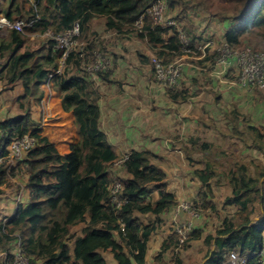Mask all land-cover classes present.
I'll list each match as a JSON object with an SVG mask.
<instances>
[{
    "label": "trees",
    "instance_id": "16d2710c",
    "mask_svg": "<svg viewBox=\"0 0 264 264\" xmlns=\"http://www.w3.org/2000/svg\"><path fill=\"white\" fill-rule=\"evenodd\" d=\"M3 1L0 0V4ZM153 1L6 0L0 9V14L10 20L33 21L32 27L24 32L0 33L3 58L0 82L4 84L2 95L6 103H11L16 86L23 89L22 95L6 107L0 119V131L4 133L0 151V193L4 191L1 186L14 184L11 178L23 177V186L29 194L27 203L19 202L11 215L0 219V252H9L10 247L19 242L21 250L29 257V264H108L102 254L104 251L110 252L117 264H148V241L161 221L160 214L177 204L175 193L167 187L164 169L153 162L159 155L149 149L132 150L128 154L125 166L120 167L128 177H119L123 183L120 197L126 202L115 207L109 196L112 182L109 169L119 156L100 126L94 82L79 74V61L74 56H70L64 74L54 76L51 81L52 88L59 94L61 108L74 116L78 135L69 150L61 154L32 115V104L41 103L44 95L41 87L47 83L48 73L57 68L61 51L50 38L43 37L33 46L30 37L48 28L62 32L78 22L80 37L89 40V49L99 47L107 53V46L100 39H94L98 36L95 32H90L92 19L104 17L107 30L136 32L148 40L155 56L165 62L173 61L183 54L176 27L162 28L147 14L142 29L135 27V21L146 13ZM166 1L168 10L174 11L170 18L178 20L187 12L190 16L197 4L219 10L224 19L223 39L231 47L251 45L264 52V0ZM225 22L229 26L226 27ZM169 30L172 34L165 37ZM187 35L192 47L200 44L196 34L187 32ZM205 60L212 62L213 55ZM110 73L111 70L101 73L99 78L107 79ZM165 90L172 100L184 101L191 95L184 84ZM230 112L231 136L237 137L242 146L238 151H227L199 133L182 141V150L190 161L205 163L202 169L194 170L200 182L194 206L202 216L218 212L212 185L218 177L216 184L225 183L231 189L222 203L225 216L213 232L202 238L204 230L195 228L182 244L173 229L161 243L152 264H184L181 251L191 241L201 238L207 246L202 264H221L232 250L251 254L264 247V163L253 157H242L246 150H255L264 156L263 128L241 116L235 106ZM28 132L37 138L36 146L11 164L7 160L10 143ZM153 190L157 192L154 201ZM151 203L156 205L155 218L144 221L137 214L148 212ZM226 206H232L233 210L227 211ZM259 208L262 209L261 220L251 223ZM76 226L81 227L80 234L73 231ZM167 252H171L170 257ZM0 264L4 263L0 260ZM247 264L257 263L250 258Z\"/></svg>",
    "mask_w": 264,
    "mask_h": 264
},
{
    "label": "crops",
    "instance_id": "0c3cea01",
    "mask_svg": "<svg viewBox=\"0 0 264 264\" xmlns=\"http://www.w3.org/2000/svg\"><path fill=\"white\" fill-rule=\"evenodd\" d=\"M5 3L6 0L0 4V9ZM167 18L174 19L170 18L168 15ZM174 20L179 27H183L180 20ZM207 30L208 29L205 31ZM90 32H95L97 35L101 36V38H104L101 39V41L107 46V55L111 60L110 75L107 79L98 78V85L95 87L100 109V126L106 133L108 142L119 158L129 154L132 150L149 149L157 153L159 157L153 160V162L159 164L164 169L167 176V187L170 191L174 192L176 196L177 204L160 214L161 221L157 224L155 231L151 234L148 241L146 262L152 264L154 255L160 248L163 240L173 230L175 221H186L191 218L189 213L177 211V205L183 201L193 203L197 198L200 182L195 176L194 170L202 169L205 163L203 160L190 161L182 150V141L185 142L190 136L200 131L208 132L210 131L209 128H213V126H209V122L204 123L205 126L202 123L196 125L194 119L200 117L198 116L200 111L197 108L195 110V116H192L194 115L193 111L195 107L199 104L202 107H208L205 112H209L210 105H212V102H207V94L211 95V92L206 91V93H204L203 88L209 87L215 89L216 87L222 86V88H224L223 91L231 89L244 92L246 90L235 85L232 87V84L229 83L232 80L231 76H235L236 74V68L234 67H231L224 75L226 82H221L212 74L210 68L211 62L205 60L206 57L211 54V50H213L212 48H208L210 54L206 57L200 59L190 58L184 65L183 84L188 87L191 95L184 101L172 100L167 91L159 87L155 81L154 71L151 65V57L154 53L146 38L139 37L136 32L124 33L116 30H107L105 28L104 17H95L92 19L90 23ZM188 32L192 35L196 34L200 38L198 40L199 43H203L207 38L202 31L197 33L196 30L192 29L188 30ZM171 34L172 31L169 30L165 37ZM219 38L220 40H224L223 35ZM201 74L209 79V84L202 86V91L199 92L196 89L198 84L195 78ZM41 88L44 91V95L40 104H32V115L38 121V126L42 130V133L48 135L49 138L57 144L56 147L60 145V143L62 144V151H60L58 147L57 149L60 153L62 152L61 154H64L70 148V146L68 149L66 148L68 140L71 142V145L78 139L76 126L74 124V116L72 113L65 112L61 108L59 94L51 85H43ZM218 91L223 92L220 88ZM22 93V87L19 85L16 86L11 103H3L4 109L0 119L5 115L6 107L15 103L17 97L22 95ZM232 99H234V97H232ZM233 104L236 106V103ZM54 116L56 119L66 117L67 121L64 122H70V128L73 127L74 129V135H67L65 133L67 123L60 121L62 123H57V126H60L61 132L66 136L60 138V135L57 134L55 137L53 136V138L49 133L51 130V125L49 123L52 119H55ZM45 127H48L46 132H44ZM238 150L239 148L237 147L234 152ZM193 156L200 157V154H194ZM117 169L118 170L115 172L123 174L122 172L124 171L120 167ZM124 177H128V175L124 174ZM22 178H11L14 183L13 185L9 187L1 186V188H4V191L0 193V219L4 216L11 215L19 202L25 204L29 201V194L23 186L24 178ZM216 179H218V177L214 178L212 181L214 196L218 195L216 190L218 186H226V191L223 194H225L224 197L228 196L231 193L230 187L225 183L216 184L214 182ZM151 197L152 201L156 200L157 192L155 190L151 193ZM214 200L218 206L217 213L213 215V213L208 212V217L199 215L192 219L193 229L201 228L204 230L202 238L207 233L212 232L211 229H208L209 227H213L214 231V228L219 225L226 214L222 206L223 201L219 205L217 203V197H214ZM226 209L227 211H232L233 207L226 206ZM258 211L259 216L257 215L258 213H255L251 223H256L261 220L262 209L259 208L257 212ZM137 215L143 219L141 213ZM212 216L219 219L218 224L215 223V221H217L215 220L211 222L212 225H209V218H212ZM154 218L155 215H153V218L143 220L151 221L154 220ZM75 232L80 234L81 229L80 232L79 230ZM202 238L199 240H202ZM9 251L16 252L17 243L13 244ZM183 252L182 250L180 254L184 264H202L206 257L205 254L204 258L199 262L193 261L187 263V260H184L182 256ZM102 254L108 264H117L110 252L104 251ZM166 255L170 257L171 252H167Z\"/></svg>",
    "mask_w": 264,
    "mask_h": 264
},
{
    "label": "built area",
    "instance_id": "2783aa9c",
    "mask_svg": "<svg viewBox=\"0 0 264 264\" xmlns=\"http://www.w3.org/2000/svg\"><path fill=\"white\" fill-rule=\"evenodd\" d=\"M168 4L166 0H154L151 6L146 10V13L141 15L135 21L137 30H141L145 23L146 14L151 17L154 24L165 27H176L179 35L180 42L182 43L181 51L182 57L188 56L193 58H203L210 54L208 48H212L213 41L208 37L203 43L192 47V42L179 27L174 19H169L166 16ZM33 21L25 19L10 20L4 15L0 14V33L6 35L10 30H17L24 32L26 29L31 28ZM36 36L50 38L54 41L55 48L61 51L59 64L56 69L48 73L47 83L44 85H51V81L56 75H63L68 68V60L70 56L78 59V72L85 75L87 78L94 82V88L98 85V78L101 73H105L111 68V60L107 53H104L99 47L89 49V40L81 38L79 23L75 22L73 27L66 29L62 32H54L48 28L41 33H35ZM101 37L94 36V39ZM98 41V40H97ZM213 61L210 68L212 74L217 77L221 82H226L224 75L231 67L237 69L235 78L229 83L239 88L246 90L258 89L264 90V52L254 49L251 45H244L241 47L233 48L225 40H220L219 45L211 50ZM182 57L173 61L165 62L162 58L153 55L151 57V64L154 71L156 83L159 87L165 89L179 88L181 86V77L184 69V62ZM3 58L0 56V65ZM75 69V68H74ZM75 71H77L75 69ZM52 86V85H51ZM3 88L4 84L0 82V116L4 109L3 104ZM4 133L0 131V151L3 149L2 138ZM37 138L28 132L20 137L12 140L8 147L7 160L12 164L17 159H20L24 153L36 146ZM128 154L118 158L112 163V168L117 169L124 167L125 161L128 159ZM112 182L109 187L110 202L115 207H120L126 202V199L120 197L123 183L115 174L110 172ZM177 211H185L189 213L190 219L186 221H175L174 231L178 234L179 243L182 244L193 231V221L200 213L193 203L183 201L177 205ZM123 230L124 224L121 223ZM178 249V248H177ZM176 249V250H177ZM254 258L257 264H264V247L251 254H241L237 250H232L226 254L225 259L221 264H247L248 259ZM0 260L4 264H29V257L21 250L19 242L17 243L16 252H0Z\"/></svg>",
    "mask_w": 264,
    "mask_h": 264
},
{
    "label": "rangeland",
    "instance_id": "374dc122",
    "mask_svg": "<svg viewBox=\"0 0 264 264\" xmlns=\"http://www.w3.org/2000/svg\"><path fill=\"white\" fill-rule=\"evenodd\" d=\"M223 1V0H222ZM213 8V7H212ZM211 8H207L205 9V6H199L198 4L196 5V7L194 9L191 10V15L189 16L188 12L186 13V15H184L180 21L183 25V27H181L185 33L188 32V30H196L197 33H200V31L203 32V34L205 35V37H208L210 40L213 41V46L212 49L216 48L219 45V41L220 38L222 36V33L225 31V27L223 26V17L221 15V12H219V10L211 9ZM178 11V9H177ZM174 13V11H169L167 8L166 11V15H172ZM188 14V15H187ZM226 27L229 26V24H227V22H225ZM98 26V25H96ZM185 28V29H184ZM206 29H208L207 31H205ZM187 31V32H186ZM100 32V31H98ZM189 33V32H188ZM101 37V36H100ZM31 40L33 41V43H31V45L35 46L40 40L41 38H43L41 35L40 36H36V35H31ZM104 39V38H101ZM263 52V51H262ZM190 58L193 57H182V62H184V65L186 63V61H188ZM152 65V64H151ZM153 68V67H152ZM237 72V69H236ZM232 79L235 78V76H231ZM197 91L201 92L202 91V86L209 84V79L205 78V76L198 75L197 78ZM156 81V80H155ZM181 85L183 84V73H182V77H181ZM219 86V85H218ZM232 87H234L232 85ZM231 87V88H232ZM201 88V89H200ZM219 88L221 89V91H223L224 88L221 87H216L215 89H211L209 87H204V93H206V91H210V94H207L208 97V101L212 102V105H210V109L209 112H205L206 109H208V107L206 108V106L202 107L200 104L195 107L193 114V117L195 116V110L196 108L200 111V114L198 116V118L194 119V122L196 123V125L198 123H202L204 126V123H210L209 126H213V128H209L210 131H200L198 132L200 135H202L204 138L209 139L210 141H214L215 144L219 145L221 148L230 151L233 149L236 150L237 147L239 149L242 148L241 146V142L238 140L237 137L231 136L232 133L229 129V117H231V112L230 109L235 106L233 103H236V109L238 110V112L240 113L241 116L246 117L248 119L249 122L253 123L256 126H262L263 128V132H264V90H257V89H251V90H246L244 92H248V93H244L241 91H235V90H231V89H227L224 90L223 92H219ZM229 88V87H228ZM219 92V93H218ZM218 97V98H217ZM232 97H234V99H232ZM236 97V99H235ZM3 103L6 102V97L3 96L2 99ZM194 101V100H192ZM206 102V103H207ZM212 106V108H211ZM202 107V109H201ZM203 110V111H202ZM55 118V116H54ZM202 118V119H201ZM55 121V122H54ZM64 121H67L66 117H61L60 119H52L50 121V125H51V130H50V135L53 137H55L57 134L60 135L61 137L66 136L64 133H62L60 126H57V123H62ZM67 123V127H66V131L65 133L67 135H74V129L73 127L70 128V122H64ZM59 124V125H60ZM64 125V124H63ZM202 126V125H201ZM48 130V127L44 128V132H46ZM53 137V138H54ZM70 141L68 140V143L66 144V148L68 149L70 146ZM57 145V144H56ZM58 149L60 151H62L63 147L62 144L60 143V145L57 146ZM62 153V152H61ZM252 153V154H251ZM242 157H250V158H254L257 161H261L262 163H264V156H261L259 152H256L255 150H251L248 151L246 150V152L244 153V155H242ZM221 159V158H220ZM110 172L112 174H115V171H117L118 169H113L112 167H110ZM114 170V171H113ZM118 173V172H117ZM116 173V175H117ZM124 176V173L119 175L118 177L116 176V178L122 177ZM217 194L215 195V197H217V203L220 205L223 201V199L225 198L223 194L226 191V186H218L217 187ZM156 205H153L152 203L149 205L148 207V212H143L141 213L143 216V219H147V218H153V215H155V210ZM212 213V212H211ZM258 216H259V211L257 212ZM146 214V215H145ZM214 215V213H213ZM0 216H1V212H0ZM209 213L205 216L208 217ZM210 223L209 225H212L211 222L215 221L216 224H218V220L216 219L214 216H212V218H209ZM215 224V225H216ZM80 226H76L74 227V231L79 230ZM208 229H211L213 232V227H209ZM207 229V230H208ZM183 258L184 260H187V263L189 262H199L201 259L204 258L206 252H207V247L203 244L202 240H198V241H191L189 247H187L186 249L183 250Z\"/></svg>",
    "mask_w": 264,
    "mask_h": 264
}]
</instances>
